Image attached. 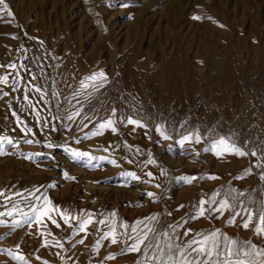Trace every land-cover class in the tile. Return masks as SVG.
Instances as JSON below:
<instances>
[{"label": "rangeland", "instance_id": "rangeland-1", "mask_svg": "<svg viewBox=\"0 0 264 264\" xmlns=\"http://www.w3.org/2000/svg\"><path fill=\"white\" fill-rule=\"evenodd\" d=\"M5 2L12 16L0 10V65L17 68L0 67V76L9 75L0 84V137L15 145L0 141V212L13 204L19 211L0 216V264H152L127 250L125 234L146 227L172 233L169 225L179 226L176 233L192 229L183 240L219 229L264 249V236L254 234L264 205V169L257 166L264 165V0H126L127 8L109 6L117 0ZM100 72L106 79L97 90L101 81L86 78ZM30 84L45 90L44 100ZM114 85L130 106H115ZM74 105L81 115L69 121ZM108 117L118 131L92 135ZM129 117L145 127L128 124ZM189 133H199L201 143L193 137L182 144ZM221 136L257 156L217 157L211 141ZM183 176L197 179L188 184ZM214 193L241 212L235 223H227L229 211L191 218ZM44 196L59 210L51 216L60 227L49 219L31 227L23 222L21 213L31 217L30 206L43 205ZM242 208L254 213L248 229L240 226ZM61 213L76 219L65 224ZM89 214L93 223L80 232L79 221ZM13 221L22 222L14 227ZM111 228L118 244L101 239Z\"/></svg>", "mask_w": 264, "mask_h": 264}, {"label": "snow or ice", "instance_id": "snow-or-ice-1", "mask_svg": "<svg viewBox=\"0 0 264 264\" xmlns=\"http://www.w3.org/2000/svg\"><path fill=\"white\" fill-rule=\"evenodd\" d=\"M0 6H2V9L6 12L8 16H12L11 11H8V4L5 2V0H0ZM110 7H120V8H127L129 7V4L126 2V0H117L116 3H112L109 5ZM193 19H200L199 16H194ZM223 27V25H221ZM0 67H10L13 70L17 68V65L12 64L8 66L0 65ZM25 71L29 72L31 75V72L29 69H27L26 66L21 65ZM15 76L20 77L19 72H15ZM22 79V77H20ZM33 80L36 79L35 76L32 77ZM87 80L92 81L94 84L97 80L101 81L98 85H95L97 90L99 87H103V81L106 79L105 74L103 72L95 73L89 77L86 78ZM9 80V75L0 76V84H7ZM18 83V81L14 80L13 89L15 90V85ZM29 87H31L35 92L40 94V100H44V96L47 94L45 90L35 84H30ZM88 85L81 81V88L87 89ZM52 96H57L58 94L55 92L51 93ZM3 95H8V93H3ZM77 96L80 95V93H76ZM26 100L28 99L27 96L24 97ZM79 103V101H77ZM74 110L67 115V119L69 121L74 120L76 117H79L81 115V108H76L75 105L73 106ZM116 110H112V115H115ZM84 119H91L88 116H85ZM127 123L130 125H136L138 127H145L140 121L134 120L131 117L127 118ZM87 126V125H85ZM110 129L113 133H116L118 129L115 127V121L108 117L104 120H101L97 125V131L92 132V135H102L104 129ZM23 130V129H22ZM27 131H31V129H27ZM156 131L159 132L160 136L163 139H170L168 135H166L159 126H157ZM194 137L195 143H201L202 137L199 133H189L185 136H183L181 143L184 142H192ZM0 141L7 142L9 145H14V142L12 139L8 137H0ZM26 143H33L32 140H26ZM49 148L53 147L52 144L48 145ZM209 149H205V151H208ZM65 151H68V149H65ZM211 151L217 156L222 157L225 154L228 155H237L240 157H243L245 155H251L253 157L257 156L256 151L252 152H246L242 148L238 147L230 137H219L218 139H213L211 141ZM3 151L0 150V155H3ZM73 156H86V153L81 152H72ZM150 163H155V161H149ZM115 165V161H111ZM257 166L264 169V165L257 164ZM245 174L250 175L251 169H245ZM125 175L128 177H131L133 180H140V177H138L134 172H127ZM148 176H151V173H147ZM69 179H75L74 177H66ZM209 179H218V177L210 176ZM242 177H237V179H240ZM261 180H264V171L261 172L260 176ZM196 176H183L180 177V180H182L184 183H192L194 180H196ZM158 186V185H157ZM235 189H231L229 192V195H231V192H235ZM0 195H4L3 193H0ZM148 196L154 197V193H147ZM219 195V193H214L213 197L210 200L201 199L197 206L196 214L191 217L192 219L202 218L205 216L206 212H214L217 214L222 215L225 211L230 212V216L227 220L228 224H233L236 222V218L241 215V212L236 211V205L230 204L228 199H220L216 200L215 197ZM238 195H243V193H239ZM35 200H40V196H34ZM6 199H9L6 197ZM233 200L236 198L233 197ZM44 204L40 207H36L35 205H31V210L33 215L31 217L28 216L27 213H21V215L24 217L25 223H28V225L31 227L33 221L36 224H41L45 219L51 220L52 224H54L56 227H60V225L57 223L55 219L52 218L51 212L52 211H58L54 208H50L49 205L51 204V201L48 199L47 196L43 197ZM205 205H210V207L206 208ZM181 207H183L181 205ZM14 211H19L17 206L13 204L11 210H7L5 212H0V216H12ZM242 211L246 213V217L243 221V223L240 225L241 227L248 229L250 224L253 222L254 213L252 211H249L247 208H242ZM61 219L64 221L65 224H69L71 221L75 220L76 217L71 216L67 213H61ZM114 216L115 213H112ZM151 219H155V217H152ZM22 221H13V226L20 224ZM0 223H3L0 221ZM92 218L91 214L88 215L87 219H83L79 221V231L80 232H86L87 226L89 224H92ZM99 223L103 224L105 221L100 220ZM142 223V222H139ZM121 228H127V225L121 224ZM168 227L172 228V233L168 231H160L158 228L153 227H146L144 230H141L139 234L133 236L131 234H125L127 235L128 240L131 241L130 244L127 245V250L131 252H142L145 254L147 259L152 262V264H264V249L258 248L257 245L252 243L251 241H244L243 243L238 242L229 236L223 234L220 232L219 229L213 230L210 233H195L194 235H191L190 239L183 240L182 237H189L190 234H192V229L186 228L183 233H176L175 228L179 227L169 225ZM132 233L137 232V227L133 226L131 229ZM150 233L152 234L150 236ZM254 234L264 236V205L261 206V209L259 211L258 217L256 219V224L254 226ZM101 239H107L111 244H118L121 242L119 240V234L117 233L115 228H111L108 232L104 233ZM80 244L84 243V240L81 239L77 241ZM56 244H60V242L57 240L55 241ZM100 245V241H96V248L98 249ZM46 246V245H45ZM62 247V245H60ZM255 257V259H252ZM114 257L110 255L108 259H113Z\"/></svg>", "mask_w": 264, "mask_h": 264}, {"label": "bare ground", "instance_id": "bare-ground-1", "mask_svg": "<svg viewBox=\"0 0 264 264\" xmlns=\"http://www.w3.org/2000/svg\"><path fill=\"white\" fill-rule=\"evenodd\" d=\"M173 70H174V69H173ZM125 71H126V70H125ZM127 72H128V71H127ZM229 73H230V72H229ZM125 75H126V74H125ZM128 75H129V74H128ZM135 76H136V75H135ZM228 76H229V75H228ZM233 76H234V75H233ZM125 78H126V79H125ZM134 78H135V77H134ZM229 78H230V76H229ZM124 79L127 80V77L125 76V77L123 78V80H124ZM135 79H136V78H135ZM135 79H134V80H135ZM119 80H120V79H119ZM125 80L123 81V84H124V82H127V83L129 82L128 80H127V81H125ZM136 80H137V79H136ZM136 80H135L134 82H136ZM120 81H122V80H120ZM120 81H119V82H120ZM117 82H118V80H117ZM132 82H133V81H132ZM137 82H138V81H137ZM137 82H136V83H137ZM120 83H121V82H120ZM120 83H119V84H120ZM127 83H126V84H127ZM136 83H133V84H136ZM138 83H139V82H138ZM138 83H137V84H138ZM117 84H118V83H117ZM128 84H129V83H128ZM115 85H116V84H115ZM115 85L111 88L112 91H110L109 94H112L113 92L116 91V90L113 91V90L116 89V87L118 86V85H117V86H115ZM120 85H121V84H120ZM124 86H125V85H124ZM128 86H129V85H128ZM137 86H139V88H140V85H137ZM120 87H121V86H120ZM130 88H131V85H130ZM136 88H137V87H136ZM120 89H121V88H120ZM136 90H137V89H136ZM138 90H139V89H138ZM117 93H119V90H117ZM113 94H116V92L113 93ZM123 95H124V94H123ZM123 95H121L120 93H119V94H116V97H115V98H116V101L113 99L115 102H117L115 106H117V107H118V106L122 107V106L125 105V104L130 106V104H129L130 101H129L128 99H125V97H124L125 95H124V96H123ZM113 97H114V96H113ZM111 100H112V98H111ZM124 101H126V103H125ZM121 105H122V106H121ZM148 106H149V105H148ZM127 107H128V106H127ZM129 108H130V107H129ZM133 108H134V107L131 106V110H132ZM117 109H118V108H117ZM119 109H121L122 112H123V109H124V108H123V109H122V108H119ZM126 109H127V108H126ZM134 109H136V107H135ZM136 110H137V109H136ZM119 111H120V110H119ZM129 111H130V110H129ZM157 111H158V110H157ZM120 112H121V111H120ZM132 112H133V111H132ZM148 112H149V111H148ZM125 113H126V112H125ZM127 113H128V111H127ZM130 113H131V112H130ZM130 113H129V114H130ZM134 113L136 114V112H134ZM134 113H133V114H134ZM138 113H139V112H138ZM214 113H215V112H214ZM150 114H151V113H150ZM215 114H216V113H215ZM130 115H131V114H130ZM159 115H160V114H159ZM132 117H133V115H132Z\"/></svg>", "mask_w": 264, "mask_h": 264}]
</instances>
